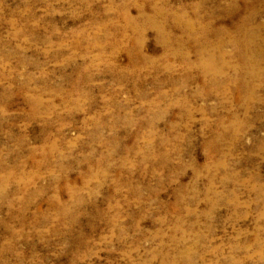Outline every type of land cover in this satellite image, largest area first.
<instances>
[{"label":"rangeland","instance_id":"374dc122","mask_svg":"<svg viewBox=\"0 0 264 264\" xmlns=\"http://www.w3.org/2000/svg\"><path fill=\"white\" fill-rule=\"evenodd\" d=\"M159 6L217 82L184 24L132 41ZM2 176L0 264H264V0H0Z\"/></svg>","mask_w":264,"mask_h":264},{"label":"bare ground","instance_id":"6f19581e","mask_svg":"<svg viewBox=\"0 0 264 264\" xmlns=\"http://www.w3.org/2000/svg\"><path fill=\"white\" fill-rule=\"evenodd\" d=\"M160 15L162 18L161 22H157V16ZM141 16L143 17L141 22L135 21L133 18H131L128 14H126V25L128 27H131L136 32V37L132 39V41L140 42L141 39L144 37L145 29L150 26L156 24L157 31H158V37L159 40H161L165 44H169L173 41L172 36L169 32L166 31L167 25L174 22L175 24L186 25V35L189 40H194L198 44L197 54H198V60L199 64L202 68V70L205 73H208L211 75V81L217 82L220 76V73L224 71V69L228 66L227 60L225 58L224 52L222 51L221 44H212L207 37V33H209L208 27L201 25L199 27V31H195L194 25L191 21H186L183 23V17L180 15H177L174 11H166L162 7H156L155 12L153 16H144L143 13H141ZM245 23H250L251 16L244 18ZM141 23V24H140ZM241 24V23H240ZM126 27V26H125ZM238 34L242 30V26L239 25ZM243 31L240 34L239 38L242 37ZM257 37L254 31H245L244 35L239 41H237L238 47H240V56H241V64L238 66L236 65L234 67V70L236 72L239 71V67L244 68L245 71L243 72L246 75L254 74V69H256L257 65V58L256 56L259 53L258 46L254 45V40ZM113 35L112 33H108L105 37H100L98 35L94 36V41H92V44L98 45L100 48H104L105 46L114 44L117 39L112 41ZM107 44V45H106ZM101 51H103L101 49ZM101 55V52H99V56ZM34 102L36 104H41V98L40 96L35 97ZM73 105H78V102H74ZM7 176H2L0 178V182L3 184L6 182ZM184 260H188V254L183 253ZM176 263V261H173V264Z\"/></svg>","mask_w":264,"mask_h":264}]
</instances>
